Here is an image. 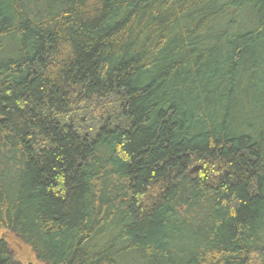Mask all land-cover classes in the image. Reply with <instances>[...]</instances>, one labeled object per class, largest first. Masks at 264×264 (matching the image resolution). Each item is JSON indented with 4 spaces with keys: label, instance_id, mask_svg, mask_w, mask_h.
Listing matches in <instances>:
<instances>
[{
    "label": "trees",
    "instance_id": "trees-1",
    "mask_svg": "<svg viewBox=\"0 0 264 264\" xmlns=\"http://www.w3.org/2000/svg\"><path fill=\"white\" fill-rule=\"evenodd\" d=\"M0 229L38 264H264V0H0Z\"/></svg>",
    "mask_w": 264,
    "mask_h": 264
},
{
    "label": "rangeland",
    "instance_id": "rangeland-1",
    "mask_svg": "<svg viewBox=\"0 0 264 264\" xmlns=\"http://www.w3.org/2000/svg\"><path fill=\"white\" fill-rule=\"evenodd\" d=\"M0 236H4V238L8 241L11 253L17 260H19L23 264H38L34 252L28 245H24L23 243L16 240V238L12 234L4 232L1 229Z\"/></svg>",
    "mask_w": 264,
    "mask_h": 264
}]
</instances>
